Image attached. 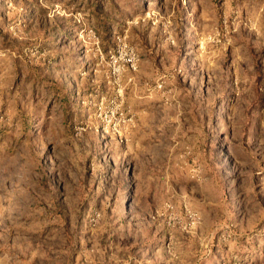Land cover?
<instances>
[{
  "label": "rangeland",
  "instance_id": "1",
  "mask_svg": "<svg viewBox=\"0 0 264 264\" xmlns=\"http://www.w3.org/2000/svg\"><path fill=\"white\" fill-rule=\"evenodd\" d=\"M0 264H264V0H0Z\"/></svg>",
  "mask_w": 264,
  "mask_h": 264
}]
</instances>
